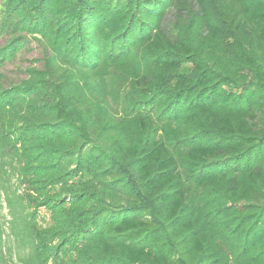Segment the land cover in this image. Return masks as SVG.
Instances as JSON below:
<instances>
[{
    "label": "trees",
    "instance_id": "16d2710c",
    "mask_svg": "<svg viewBox=\"0 0 264 264\" xmlns=\"http://www.w3.org/2000/svg\"><path fill=\"white\" fill-rule=\"evenodd\" d=\"M0 192L6 264H264V0H0Z\"/></svg>",
    "mask_w": 264,
    "mask_h": 264
},
{
    "label": "rangeland",
    "instance_id": "374dc122",
    "mask_svg": "<svg viewBox=\"0 0 264 264\" xmlns=\"http://www.w3.org/2000/svg\"><path fill=\"white\" fill-rule=\"evenodd\" d=\"M39 55V49L37 46V42L32 40L30 43V47L24 51V54L12 64H9L6 68V73L10 79L18 80L20 78L26 77L24 73L25 66L31 63V59ZM8 208L5 203V199L3 194L0 192V214H3L9 218ZM1 264L8 263L5 258H0Z\"/></svg>",
    "mask_w": 264,
    "mask_h": 264
}]
</instances>
